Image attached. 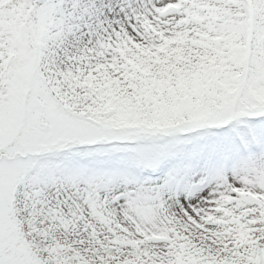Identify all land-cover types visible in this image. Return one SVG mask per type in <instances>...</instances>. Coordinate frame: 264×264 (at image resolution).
<instances>
[{
	"label": "snow or ice",
	"instance_id": "obj_1",
	"mask_svg": "<svg viewBox=\"0 0 264 264\" xmlns=\"http://www.w3.org/2000/svg\"><path fill=\"white\" fill-rule=\"evenodd\" d=\"M0 264H264V0H0Z\"/></svg>",
	"mask_w": 264,
	"mask_h": 264
}]
</instances>
